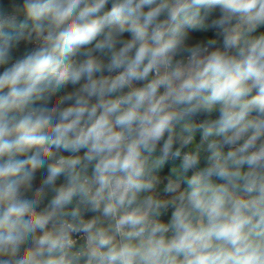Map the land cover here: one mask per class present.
<instances>
[{"label":"clouds","instance_id":"9594fccd","mask_svg":"<svg viewBox=\"0 0 264 264\" xmlns=\"http://www.w3.org/2000/svg\"><path fill=\"white\" fill-rule=\"evenodd\" d=\"M0 264H264V0H0Z\"/></svg>","mask_w":264,"mask_h":264}]
</instances>
